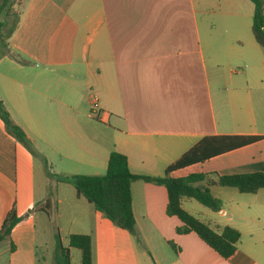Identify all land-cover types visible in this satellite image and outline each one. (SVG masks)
<instances>
[{
  "label": "crops",
  "instance_id": "0c3cea01",
  "mask_svg": "<svg viewBox=\"0 0 264 264\" xmlns=\"http://www.w3.org/2000/svg\"><path fill=\"white\" fill-rule=\"evenodd\" d=\"M18 14L7 41L12 57L0 59V101L50 176L44 167L36 183L33 155L0 120V226L12 208L21 219L0 242V264H40L36 243L44 246L48 227L52 264L56 230L65 233L63 248L72 234L90 236L92 264H264V189L210 187L217 212L181 200L213 231L240 233L224 260L195 234H176L181 222L166 216L162 186L132 183L130 235L56 179L103 175L111 151L126 157L133 175L162 177L213 136L263 139L170 176L264 175V51L251 34L253 4L21 0Z\"/></svg>",
  "mask_w": 264,
  "mask_h": 264
},
{
  "label": "trees",
  "instance_id": "16d2710c",
  "mask_svg": "<svg viewBox=\"0 0 264 264\" xmlns=\"http://www.w3.org/2000/svg\"><path fill=\"white\" fill-rule=\"evenodd\" d=\"M16 0H0V59L12 57L8 47V39L14 32L18 22V12L12 24L7 27V18L12 12ZM253 4L251 34L255 42L264 51V0H249ZM19 6V5H18ZM17 60V59H15ZM19 63H25L17 60ZM0 120L6 133L17 140L31 155H38L33 149L25 133L11 120L5 106L0 101ZM262 137L253 136H213L204 137L177 161L165 169L162 177H146L133 175L128 168L127 159L122 154L111 151L106 171L103 175H74L57 177L60 182L70 184L78 198H83L96 212L101 213L112 225L135 234V218L132 209L131 185L135 181L162 186L166 190L167 204L165 214L176 217L181 226L175 229L176 234H195L203 243L224 260L231 258L240 240V233L224 227L220 233L181 207L183 198L193 199L212 212L220 210L221 202L215 199L209 188L213 186L234 188L241 194H255L264 189L262 173L219 175L217 173L189 174L181 178H172L170 174L195 164L204 163L214 157L249 146L261 141ZM47 176L46 162L43 160ZM21 219L12 208L0 226V242L8 238ZM173 248L174 246L170 244ZM69 249L79 252V264H92V243L88 235L72 234L68 237V246L63 248L59 236L56 235L54 264H71Z\"/></svg>",
  "mask_w": 264,
  "mask_h": 264
},
{
  "label": "rangeland",
  "instance_id": "374dc122",
  "mask_svg": "<svg viewBox=\"0 0 264 264\" xmlns=\"http://www.w3.org/2000/svg\"><path fill=\"white\" fill-rule=\"evenodd\" d=\"M20 1L21 0L15 1V4L13 5V8H12V12L9 15V17L7 18V21H8L7 27H9L12 24L15 14H17L18 5H19ZM32 162H33V173L35 176V181L37 184H42V182L44 181V176H43L44 163L42 161V156H39V157L33 156ZM51 189H53V187H51ZM48 226H50V225H48ZM49 228L51 229V227H48V230H49ZM54 228L56 230L55 225H54ZM48 230L46 231V233L44 232L43 235H41V233H39L41 236L38 234V236H40L42 239V242H39V243H42V245H44V246L40 247L41 245H39L38 242L36 243V245H38L37 255H38V258L40 259L39 260L40 264H52L51 238H50V234H49ZM56 235H58L57 230H56V233L54 234L52 240H54V241L56 240ZM59 238H61L60 240L65 241V239H66L65 233L63 232V233L59 234ZM38 241H40V240H38ZM71 259H72L71 264H78L79 252L76 249H71Z\"/></svg>",
  "mask_w": 264,
  "mask_h": 264
},
{
  "label": "built area",
  "instance_id": "2783aa9c",
  "mask_svg": "<svg viewBox=\"0 0 264 264\" xmlns=\"http://www.w3.org/2000/svg\"><path fill=\"white\" fill-rule=\"evenodd\" d=\"M96 107H97V104L95 103V101H92V102H91V111H92V110H95Z\"/></svg>",
  "mask_w": 264,
  "mask_h": 264
}]
</instances>
